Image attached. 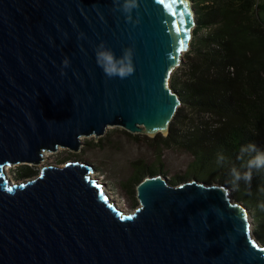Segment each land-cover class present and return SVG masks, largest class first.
Segmentation results:
<instances>
[{
  "label": "water",
  "instance_id": "water-1",
  "mask_svg": "<svg viewBox=\"0 0 264 264\" xmlns=\"http://www.w3.org/2000/svg\"><path fill=\"white\" fill-rule=\"evenodd\" d=\"M113 8V0H0V264H264L245 208L221 185L146 177L125 214L84 163L5 179L7 166L76 152L80 138L115 127L167 133L179 106L168 80L189 47L191 2L139 0L138 23ZM101 42L117 57L132 47L135 72L107 78L96 64Z\"/></svg>",
  "mask_w": 264,
  "mask_h": 264
},
{
  "label": "trees",
  "instance_id": "trees-1",
  "mask_svg": "<svg viewBox=\"0 0 264 264\" xmlns=\"http://www.w3.org/2000/svg\"><path fill=\"white\" fill-rule=\"evenodd\" d=\"M194 13L189 48L184 54L183 82L172 79L171 89L179 107L163 137L157 133L154 146L180 148L191 156V176H174L167 184L177 186L192 177L233 189L235 199L251 210L254 236L264 246V169L252 170L250 182L233 185L231 167L241 171L240 148L255 144L264 150V3L258 0H190ZM204 30V33L200 32ZM207 31V32H206ZM225 156L218 164V154ZM246 154L244 159L247 160ZM130 163V173L121 187L132 190L145 177L160 175L159 162ZM208 174L203 178L204 174ZM34 172L23 168L20 178Z\"/></svg>",
  "mask_w": 264,
  "mask_h": 264
},
{
  "label": "rangeland",
  "instance_id": "rangeland-1",
  "mask_svg": "<svg viewBox=\"0 0 264 264\" xmlns=\"http://www.w3.org/2000/svg\"><path fill=\"white\" fill-rule=\"evenodd\" d=\"M258 2L264 3V0H258ZM261 15L264 17L263 11H261ZM200 33L203 34L204 30ZM185 52L182 54L179 64L170 74L168 80L169 85L174 78L177 79L178 82H183L184 80L182 67L184 64ZM141 134L142 133H127L123 129L115 127L105 131L100 137L88 136L80 138V147L76 152L58 148L54 152L44 153L41 163L38 165H10L6 167L3 175L5 179L12 184H17L34 178L39 173L40 168L44 166L51 165L61 167L66 162L84 163L91 167L90 174L93 175L97 182L102 184L107 197H110V203L114 204L117 209L119 208L118 210L123 211L125 214H129L138 207L135 198L136 186L132 188L134 193L129 195L121 187V184L130 173V163L132 161L141 160L144 164H151L157 162V154H159L158 160L162 166L163 172V174L160 173V176L166 183L174 176L192 175L188 167L192 159L185 150L180 148L159 147L160 151L157 153L154 146L160 143L159 140L150 141L156 134H154L152 138L142 136ZM159 135L160 137L162 136L161 133H159ZM23 168L34 172V174L28 178L18 177V173L20 170H23ZM207 176L208 174L205 173L201 177L206 178ZM191 181H194V179L188 177L186 182ZM210 186H218V184L212 182ZM236 196L233 189H227L226 197L229 202L239 206L243 205L235 199ZM244 208V212L247 216L246 220L249 237L256 242L258 246L264 247L254 236L255 224L253 222L251 210L246 207Z\"/></svg>",
  "mask_w": 264,
  "mask_h": 264
},
{
  "label": "clouds",
  "instance_id": "clouds-1",
  "mask_svg": "<svg viewBox=\"0 0 264 264\" xmlns=\"http://www.w3.org/2000/svg\"><path fill=\"white\" fill-rule=\"evenodd\" d=\"M114 11H119L125 15V18L129 22L138 23L139 21H133L132 13L139 7V0H113ZM134 49L132 47H126L122 51V55L116 56L114 51L106 46L104 42L98 44L95 48L96 64L99 66L104 75L111 78L125 79L131 76L135 72V65L133 62ZM65 67L69 65V61L65 59L63 61ZM249 155L247 160L244 159L246 154ZM225 156L221 153L218 154L217 163L223 164ZM238 159L243 161L242 168L246 171H241L237 167L233 166L230 169V176L232 177L233 185L238 186L241 180L250 182L252 178V170L264 169V150L257 149L255 144H249L240 148Z\"/></svg>",
  "mask_w": 264,
  "mask_h": 264
},
{
  "label": "bare ground",
  "instance_id": "bare-ground-1",
  "mask_svg": "<svg viewBox=\"0 0 264 264\" xmlns=\"http://www.w3.org/2000/svg\"><path fill=\"white\" fill-rule=\"evenodd\" d=\"M5 170H6V167H5V169H3V173L5 172ZM90 177L92 178V179H94V177H93V175L92 174H90ZM95 180V179H94ZM99 183V182H98ZM103 188V187H102ZM104 195H106V198H107V202L108 203H110V197L108 198L107 197V194H106V191L105 190H103V192H102ZM112 204V203H111ZM114 205V204H113ZM115 206V205H114ZM119 209V208H118Z\"/></svg>",
  "mask_w": 264,
  "mask_h": 264
},
{
  "label": "snow or ice",
  "instance_id": "snow-or-ice-1",
  "mask_svg": "<svg viewBox=\"0 0 264 264\" xmlns=\"http://www.w3.org/2000/svg\"><path fill=\"white\" fill-rule=\"evenodd\" d=\"M183 15H184V13H181V17H182V19H181V23H183ZM176 31H177V32H180V31H181V29H180V28H177V29H176ZM180 43H181V47H183V45H184V41H183V40H181V42H180Z\"/></svg>",
  "mask_w": 264,
  "mask_h": 264
}]
</instances>
